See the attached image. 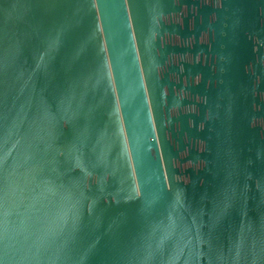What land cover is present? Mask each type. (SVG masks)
I'll use <instances>...</instances> for the list:
<instances>
[{"label":"water","instance_id":"water-1","mask_svg":"<svg viewBox=\"0 0 264 264\" xmlns=\"http://www.w3.org/2000/svg\"><path fill=\"white\" fill-rule=\"evenodd\" d=\"M0 264H264V0H0Z\"/></svg>","mask_w":264,"mask_h":264}]
</instances>
